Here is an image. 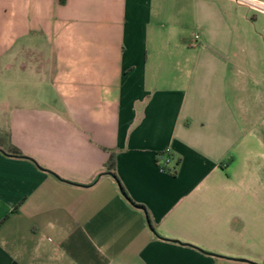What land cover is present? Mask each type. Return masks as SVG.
Listing matches in <instances>:
<instances>
[{
    "label": "crops",
    "instance_id": "0c3cea01",
    "mask_svg": "<svg viewBox=\"0 0 264 264\" xmlns=\"http://www.w3.org/2000/svg\"><path fill=\"white\" fill-rule=\"evenodd\" d=\"M0 264H264V13L0 0Z\"/></svg>",
    "mask_w": 264,
    "mask_h": 264
},
{
    "label": "built area",
    "instance_id": "2783aa9c",
    "mask_svg": "<svg viewBox=\"0 0 264 264\" xmlns=\"http://www.w3.org/2000/svg\"><path fill=\"white\" fill-rule=\"evenodd\" d=\"M234 1H236L240 4H243V5H246L252 10L264 13V2L261 0H234ZM200 40H201L200 35L195 34L194 43L197 44ZM159 160L161 163V168L165 171L168 170V165L171 161V159L169 157V152L166 151V152L161 153V155L159 156Z\"/></svg>",
    "mask_w": 264,
    "mask_h": 264
},
{
    "label": "trees",
    "instance_id": "16d2710c",
    "mask_svg": "<svg viewBox=\"0 0 264 264\" xmlns=\"http://www.w3.org/2000/svg\"><path fill=\"white\" fill-rule=\"evenodd\" d=\"M7 153L10 154V155H13V156H18V157H22L23 156V153L19 149L15 148L12 145L7 149ZM160 155L161 154L158 155V162H159V164L161 166V163H160V160H159V156ZM169 157H170V154H169ZM106 171L108 173L113 174L116 177V179L119 182V184H120V181L118 180L117 174H116V160H115V154L114 153L111 154L110 160H109V162L106 165ZM151 227L153 228L152 224H151Z\"/></svg>",
    "mask_w": 264,
    "mask_h": 264
}]
</instances>
